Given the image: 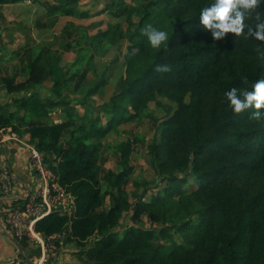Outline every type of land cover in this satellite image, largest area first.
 <instances>
[{"label": "trees", "instance_id": "trees-1", "mask_svg": "<svg viewBox=\"0 0 264 264\" xmlns=\"http://www.w3.org/2000/svg\"><path fill=\"white\" fill-rule=\"evenodd\" d=\"M210 2L156 0L145 8L143 21L169 31L168 47L153 49L144 35L130 37L126 87L112 99L108 127L100 126L104 115L98 116L89 134H73L63 143L71 122L43 121L51 116L53 103L38 93L15 99V113L7 110L1 103L5 94L40 86L50 75L41 54L31 62L25 81L0 88V129L19 131L18 123L33 121L27 132L45 158H54L58 183L75 200L72 215L50 214L37 221L35 229L45 237L70 229V240L83 248L80 257L87 254L85 264H264V118H249L255 109L234 113L225 97L234 86L251 90V83L264 79V57L243 37L229 33L225 40L214 41L211 32L200 27L199 6ZM102 36L114 43L126 37L118 26ZM158 96L177 104L176 110L168 111L160 138L151 147L156 170L167 186L154 203H138V210L165 221L177 207L188 213L192 204L197 206L196 219L186 218L176 229L182 241L164 229L172 244L162 246L155 245L153 232L139 227L128 228L123 235L115 231L133 208L124 189L132 143L120 145L122 170L106 177L115 203L99 211L106 199L99 180V147L89 142L106 137L118 124L136 120ZM191 180L196 188L188 192Z\"/></svg>", "mask_w": 264, "mask_h": 264}, {"label": "rangeland", "instance_id": "rangeland-1", "mask_svg": "<svg viewBox=\"0 0 264 264\" xmlns=\"http://www.w3.org/2000/svg\"><path fill=\"white\" fill-rule=\"evenodd\" d=\"M153 1L156 0H24L4 6L0 11V64L5 66L6 76L16 73L18 79L25 81L28 67L39 54L43 56L42 63L50 75L40 86H33L21 94H5L1 103L15 113V99L32 93L51 101V116L42 120L50 124L71 122V127L64 133L63 143L73 134H89L92 120L98 116L104 115V120L99 121L100 126L108 127L112 99L126 87L125 55L130 37L136 35L138 39L143 35L141 29L149 24V20L143 21L145 8ZM116 26L126 37L119 43L104 39L102 32ZM0 88L6 89V84ZM170 109L176 110L177 104L166 96H158L133 122L118 124L106 137L89 141L99 147V180L106 197L99 211L108 210L115 203L114 190L106 177L110 171L119 173L122 170L120 145L128 141L132 143L130 175L124 182V189L133 208L115 231L120 235L131 227L151 231L156 246L171 245L172 239L182 241L176 229L184 219L197 217L194 216L197 208L194 204L188 213L177 207L165 221H155L148 212L138 210V203H154L158 192L167 186V179L156 170L151 147L159 140ZM32 122L25 119L18 123L19 131L10 127L11 131L6 130L0 140L10 133L36 147V141L27 132ZM13 144L8 143L10 147ZM23 150L21 157L25 158L27 149ZM45 161L52 170L56 166L50 156ZM21 163L22 168L29 170L27 162ZM187 187L190 192L196 184L191 180ZM164 229L171 232L172 239L163 234ZM97 237L90 239V245Z\"/></svg>", "mask_w": 264, "mask_h": 264}, {"label": "clouds", "instance_id": "clouds-1", "mask_svg": "<svg viewBox=\"0 0 264 264\" xmlns=\"http://www.w3.org/2000/svg\"><path fill=\"white\" fill-rule=\"evenodd\" d=\"M264 0H213L199 6L200 27L210 31L214 41L225 40L229 33L243 37L245 41L255 44L256 50L264 57ZM146 42L153 49L168 47L169 31L151 24L141 29ZM248 88L232 87L225 92L228 106L234 113H242L246 109H255L249 118H264V79H256Z\"/></svg>", "mask_w": 264, "mask_h": 264}, {"label": "crops", "instance_id": "crops-1", "mask_svg": "<svg viewBox=\"0 0 264 264\" xmlns=\"http://www.w3.org/2000/svg\"><path fill=\"white\" fill-rule=\"evenodd\" d=\"M19 3H22V1H0V6H3L0 7V11L6 5ZM5 70V66L0 64V85L6 84L7 86L9 83L18 84L23 82V80L18 79L16 73L6 76ZM29 72L30 66L27 70L28 75ZM10 142H14L15 144L10 147L8 145ZM0 148H2L0 150V169L7 168L13 173L16 180L14 197L19 201H25L27 196L35 192L42 184L36 168L31 163L29 150L16 141L3 143L0 145ZM23 148L27 149V158L21 157V153L24 151ZM21 161L27 162L29 170L22 168L23 163ZM4 203V197L0 193V264H11L16 257L21 255H26L31 261L39 264H85L86 254L80 257L79 252L83 248L77 242L70 240V229H65L62 234L53 237H45L40 234L45 241V248H42L40 243L32 239L17 241L19 245L17 246L16 243L4 234ZM30 242H35L36 246ZM86 244L85 250L88 246L91 247L90 240Z\"/></svg>", "mask_w": 264, "mask_h": 264}, {"label": "built area", "instance_id": "built-area-1", "mask_svg": "<svg viewBox=\"0 0 264 264\" xmlns=\"http://www.w3.org/2000/svg\"><path fill=\"white\" fill-rule=\"evenodd\" d=\"M6 130L0 129V138ZM8 141H16L26 147L30 153V160L36 168L42 184L25 201L14 197L16 180L13 173L7 169H0V193L4 197L5 230L16 239H32L45 248V241L35 229L37 221L50 214L72 215L75 211L74 197L58 183V177L52 169L46 166L44 153L35 146L25 143L14 134L4 135L0 145ZM42 235V234H41ZM11 264H39L31 261L27 256H18Z\"/></svg>", "mask_w": 264, "mask_h": 264}, {"label": "water", "instance_id": "water-1", "mask_svg": "<svg viewBox=\"0 0 264 264\" xmlns=\"http://www.w3.org/2000/svg\"><path fill=\"white\" fill-rule=\"evenodd\" d=\"M4 234L8 236L14 243H16L17 246H19L17 240L13 236L8 234L6 230L4 231Z\"/></svg>", "mask_w": 264, "mask_h": 264}]
</instances>
